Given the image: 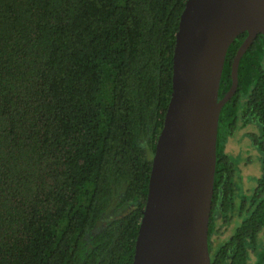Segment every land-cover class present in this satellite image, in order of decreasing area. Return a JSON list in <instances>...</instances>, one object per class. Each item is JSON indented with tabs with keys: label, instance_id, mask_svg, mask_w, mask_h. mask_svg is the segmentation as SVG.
Masks as SVG:
<instances>
[{
	"label": "trees",
	"instance_id": "1",
	"mask_svg": "<svg viewBox=\"0 0 264 264\" xmlns=\"http://www.w3.org/2000/svg\"><path fill=\"white\" fill-rule=\"evenodd\" d=\"M185 4L0 0V264H133ZM244 34L228 49L219 97ZM240 98L264 154L262 33L221 111L215 180L235 173L225 144ZM262 171L261 230L264 155Z\"/></svg>",
	"mask_w": 264,
	"mask_h": 264
},
{
	"label": "water",
	"instance_id": "2",
	"mask_svg": "<svg viewBox=\"0 0 264 264\" xmlns=\"http://www.w3.org/2000/svg\"><path fill=\"white\" fill-rule=\"evenodd\" d=\"M246 31L232 63V85L220 99L228 49ZM260 33L264 0H186L133 264H211L220 115L238 89L241 58Z\"/></svg>",
	"mask_w": 264,
	"mask_h": 264
},
{
	"label": "flooded vegetation",
	"instance_id": "3",
	"mask_svg": "<svg viewBox=\"0 0 264 264\" xmlns=\"http://www.w3.org/2000/svg\"><path fill=\"white\" fill-rule=\"evenodd\" d=\"M244 33L246 34L240 40V45L248 35L247 31ZM240 45L234 52L233 60ZM223 97L219 98L221 99ZM245 100V98H240L237 103L239 104V114L236 115L238 124L241 122L244 123L242 120L244 118L243 101L245 102ZM254 133L259 132L250 131L247 136L252 140L255 148L261 151L256 143ZM225 146L227 147V143ZM226 147L225 151L228 152ZM262 155H264L263 152ZM242 180L248 184V179L244 178ZM257 185L252 189L245 186L240 195L236 196L235 184L231 177H218V180H215L209 223L211 264H264V262L261 263L262 249L264 250V229H260V193L257 190Z\"/></svg>",
	"mask_w": 264,
	"mask_h": 264
},
{
	"label": "rangeland",
	"instance_id": "4",
	"mask_svg": "<svg viewBox=\"0 0 264 264\" xmlns=\"http://www.w3.org/2000/svg\"><path fill=\"white\" fill-rule=\"evenodd\" d=\"M250 131L257 132L256 124L249 122L243 125L241 122L231 133L227 142L226 150L231 155V163L235 170L231 178L235 184L236 196L240 195L245 186L250 189L255 187L263 172V155L261 151L255 148L252 140L247 136ZM244 178L248 179L247 182L249 185L242 180Z\"/></svg>",
	"mask_w": 264,
	"mask_h": 264
}]
</instances>
